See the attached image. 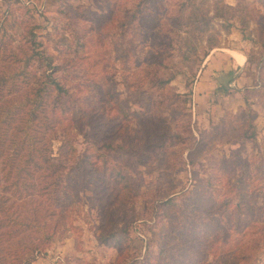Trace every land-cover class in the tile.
<instances>
[{
    "label": "rangeland",
    "instance_id": "1",
    "mask_svg": "<svg viewBox=\"0 0 264 264\" xmlns=\"http://www.w3.org/2000/svg\"><path fill=\"white\" fill-rule=\"evenodd\" d=\"M110 1L108 7L102 0H68L69 3L65 0H0V17L7 10L13 9L14 18L20 19L27 9L26 16L31 15L29 22L34 23L33 29L39 39H43L55 22L64 20L63 10L66 11L69 23L84 35L85 51L91 64L74 68L70 72L71 82L77 87L75 98L78 104L85 111L92 107L95 109L91 115L85 114L82 128L74 136L75 157L83 158L87 147L92 143L101 145L110 140H114L113 144L121 143L123 135L128 141H139L141 145H145L149 140H157L161 132H178V143H172L161 164L156 161L153 165L149 163L143 166L129 160L128 156L119 152L120 149L117 150L118 156L111 157V162H122L121 167L132 174L138 170L140 191L146 189L144 185H152L157 181L160 191L172 193L182 186L192 188L194 171L202 179L207 177L205 169L208 167H213L217 173L232 176L238 173L242 161L236 159V168L222 160L251 157L253 170L250 177L264 190V178L256 169L258 164L264 169V163L259 160V156L264 154V0H221L231 6L239 4L237 11L245 21L243 32L237 18L225 21L213 17L214 0H190L183 11L179 9V13L178 3L184 0H159L158 3L144 5L141 13L135 10L138 0ZM112 2H116L118 6H126L136 13L133 17L129 13V17L125 18L118 9L111 8ZM68 4L73 7H67ZM22 5L26 8H22ZM140 14H145V17L157 16L159 23L152 27L151 19L146 21ZM190 16L208 21L205 31L186 25ZM176 17L178 24L182 23L177 28L169 25L170 19ZM121 22L131 23L129 28H125V36L118 27ZM227 24L229 26L225 29L224 25ZM169 28H176L179 39L187 37L195 42V37H200V45L196 44L197 57L194 61L181 62L178 57L171 58V63H175V67L181 69V72L167 87L168 91H174L180 97L166 100L167 97L156 91L153 99L149 100V108L144 107L148 111H142L133 102L136 100L144 103L148 96L140 90L135 91V88L136 85L144 88L149 85V58L161 49L159 39L164 37ZM210 36L215 41L213 48L206 47ZM176 44L180 45L182 42L178 40ZM201 44L205 47L204 50H201ZM205 51L207 54L204 55ZM91 79L96 82L106 80L107 85L115 88L127 108L133 111L130 118L121 124L120 130L108 128L109 125L97 116L100 109L107 112V105L104 101L101 102L98 94L93 97L97 90L93 83L91 86ZM112 113L113 111L108 110L109 116ZM246 130L248 133L255 131V138L243 139ZM189 136L195 138L197 143L183 141ZM59 144L60 134L53 142L56 161L59 160ZM187 148L193 150L194 165L186 163ZM112 188L113 184L110 186L99 177L86 182V187L80 189L79 196L66 214L65 235L50 243L33 264H124L133 255L142 256L146 240L150 236L149 225L152 223L148 216L143 219L137 216L138 205L143 199L140 196L134 198L137 209H133L134 200L129 204L120 203L113 196ZM214 196L217 201L209 212L210 220H213L211 232L214 234L218 229L219 237L227 228L230 239L223 241L222 237H217L215 243L203 245L197 256L200 246L197 242L192 244L195 238L181 236L184 227L180 213L167 211L169 217L167 216L166 221L153 219L158 222L155 227L158 232L157 243L163 236L171 244L166 264H189L195 260L199 264H222L238 248L245 249L251 242L259 247L257 259L249 262L236 260L237 263L264 264V231L255 235L258 243L256 238L246 244L243 240L240 242L239 238H235L234 227L230 226L232 222L229 223L227 214L229 210L232 212L238 198L234 197L232 205L227 206V211H222V197L217 193ZM257 200L260 203L262 197ZM107 210L117 214L114 219L116 225H123V221L129 222V246L124 244L118 247L102 241L100 236L111 228ZM261 226L264 225H259L260 229H264ZM173 229L174 232H171ZM237 241L239 242L236 243ZM206 249L209 251L201 262ZM154 250L156 251L155 248Z\"/></svg>",
    "mask_w": 264,
    "mask_h": 264
},
{
    "label": "trees",
    "instance_id": "2",
    "mask_svg": "<svg viewBox=\"0 0 264 264\" xmlns=\"http://www.w3.org/2000/svg\"><path fill=\"white\" fill-rule=\"evenodd\" d=\"M65 1L69 3L68 0ZM102 1L110 7V0ZM189 1L178 3V13L179 9L183 11L188 6ZM158 2L159 0H138L135 10L141 13L144 5ZM112 3L111 8L118 9L125 18L129 17V13L130 17L136 13L126 6ZM68 5L67 7H73ZM238 5L231 6L221 0H214L213 17L225 21L237 18L243 32L245 21L237 11ZM22 8L26 6L22 5ZM26 11L20 19L14 18L13 9L7 10L0 17V264H33L50 243L65 235L66 214L79 196L80 189L86 187V182L98 177L110 186L113 184V196L120 203L129 204L134 198L142 197L137 216L140 219L148 216L152 221L148 229L150 236L145 243V253L142 256L133 255L132 259L124 264H166L171 244L163 236L157 243L158 232L155 227L158 222L153 219L166 221L167 216L169 217L167 211L180 213L184 227L181 236L195 238L192 244H199V256L202 246L215 243L218 237V229L214 234L211 232L213 220H210L209 213L217 201L214 193L222 197V211H227V206L232 205L234 197L238 198L232 212L227 211L229 223H234H230V226L234 227L235 238H239L240 242L243 240L244 244L256 238L258 243L255 235L264 231L259 228V225H264V190L250 177L253 170L251 157H237L231 160L224 158V163H231L236 168V159L242 161L238 173L232 176L217 173L213 167H208L205 169L207 177L202 179L194 171L192 188L182 186L172 193L160 191L161 187L157 181L152 185H144L146 189L140 191L139 171L132 174L121 167L122 162H111V157L118 156L117 150L120 149L119 152L128 156L129 160L143 166L149 163L153 165L156 161L161 164L172 143H178V132H161L157 140H149L145 145H141L139 141H128L123 135L121 143L113 144L114 140L101 145L92 143L87 147L83 158H76L74 136L82 128L85 114L91 115L95 109L92 107L85 111L82 105L78 104L75 98L77 87L71 82L70 72L74 68L91 64L85 51L84 35L78 33L69 23L66 11L63 10L64 20L55 22L52 29L44 34L43 39H39L33 29L34 23L29 22L31 15L26 16ZM145 16L140 14L146 21L151 19L152 27L159 23L157 16ZM178 21L177 17L171 18L169 25L177 28L182 24H178ZM130 25V22H121L118 26L123 36L126 35L125 28ZM186 25L205 31L208 21L190 16ZM227 26L229 24L224 25L225 29ZM176 28L167 30L164 37L159 39L161 49L149 58V85L145 88L136 85L135 91L140 90L148 96L144 103L136 100L133 102L137 103L142 111H148L144 107L149 108L156 91L167 97L166 100L180 97V94L168 91L167 87L181 72V69L175 67V63H171V58L178 57L181 62L194 61L197 57L196 44L200 45V37H195V42L187 37L179 39ZM178 40L182 44L177 45ZM214 46L215 41L210 36L206 47ZM204 48L201 44V50ZM85 78L89 79L88 76ZM90 82L97 90L93 97L98 94L101 102L104 101L107 105V112L100 109L97 116L109 125L108 128L120 130L121 124L130 118L133 111L127 108L115 88L107 85L106 80L96 82L91 79ZM108 110L113 111L110 116ZM59 134V160L56 161L53 156V142L58 139ZM254 138L255 131L248 133L246 130L243 134L245 140ZM183 141L197 143L195 138L190 136ZM187 149L186 163L194 165L193 150ZM259 160L264 163V154L259 156ZM256 169L264 178L261 164H258ZM258 197H262L260 203ZM134 202L135 207L132 208L137 209L136 201ZM161 211L165 214L161 215ZM106 215L111 228L100 236L102 241L118 247L124 244L129 246V222L123 221V225H116L114 219L117 214L107 210ZM227 231L225 228L219 236L223 241L230 239ZM171 232H174V229ZM252 245L251 242L245 249L238 248L230 258L222 261V264H239L236 260L249 262L257 259L259 247ZM208 251L206 249L204 252L201 262L205 260ZM189 264L199 263L195 260Z\"/></svg>",
    "mask_w": 264,
    "mask_h": 264
}]
</instances>
